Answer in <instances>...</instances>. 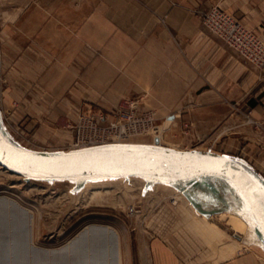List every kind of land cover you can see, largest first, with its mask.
<instances>
[{
  "label": "crops",
  "instance_id": "obj_1",
  "mask_svg": "<svg viewBox=\"0 0 264 264\" xmlns=\"http://www.w3.org/2000/svg\"><path fill=\"white\" fill-rule=\"evenodd\" d=\"M214 5L264 39V0H67L63 18L35 7L16 35L24 123L40 122L42 132L82 105L110 108L138 95L172 113L173 121L191 122L200 136L229 116V138L244 137L232 124L234 102L259 88L264 69L205 26L203 14ZM247 103L264 122V97ZM259 137L251 152L264 154V131ZM167 209L146 226L139 245L145 264H264L263 242L234 238L202 215Z\"/></svg>",
  "mask_w": 264,
  "mask_h": 264
},
{
  "label": "rangeland",
  "instance_id": "obj_2",
  "mask_svg": "<svg viewBox=\"0 0 264 264\" xmlns=\"http://www.w3.org/2000/svg\"><path fill=\"white\" fill-rule=\"evenodd\" d=\"M66 1L0 0V128L13 141L39 150L74 148L79 114L97 116L114 110L124 100L137 99L140 107L156 111L157 126L148 133L132 135L121 141L151 143L155 132L165 125L162 132L163 144L183 149L211 150L238 157L249 168L252 167L264 182V167H255L257 162L264 160V154L251 152L257 146L250 145V142L261 138L259 136L263 134L264 122L256 119L254 111L247 105L249 100H261L264 97V90L260 91L264 81L259 88L251 89L243 98L238 99L240 101L234 102L237 119L232 124L237 125L235 128L245 135L232 137L236 140L234 142L229 138V116L220 121L211 134L200 136L198 130L193 131L191 122L173 121L172 113L159 111L153 107L151 100H141L138 95L123 97L110 108L89 105V109H84L82 105L66 119L54 121L56 128H45L42 132L39 131L40 122L35 123L29 119L30 124L24 123L19 109H23L25 100L18 95L17 82L16 35L19 23L37 6H43L63 18ZM238 53L254 67L264 69V66L256 65ZM0 197L5 198L4 203H0V264H73V260L83 261L87 256L92 257L90 260L85 259V264H145V258L139 251L142 236L146 226H152V214L160 212L156 218L161 220L165 208H171L183 216L188 215V218L191 215L195 218L196 215H202L207 220L228 227L234 238V233L237 232L245 240L264 243L259 237V229L243 207L244 199L229 188L228 184L217 179L186 181L183 189L175 183L150 181L141 176L109 179H23L0 168ZM24 223L29 225L31 243L36 247L11 250L10 242L13 244L19 241L24 245V232L21 229ZM90 223L109 225L114 233L102 242L105 249L103 259H93L97 251L87 242L81 253L66 251L58 256L54 252L57 250L59 253V250L65 248ZM16 232L19 234L14 235ZM116 239L119 248L113 246L110 249L109 246L114 245ZM40 252L45 259L37 262Z\"/></svg>",
  "mask_w": 264,
  "mask_h": 264
},
{
  "label": "water",
  "instance_id": "obj_3",
  "mask_svg": "<svg viewBox=\"0 0 264 264\" xmlns=\"http://www.w3.org/2000/svg\"><path fill=\"white\" fill-rule=\"evenodd\" d=\"M0 166L25 179L141 176L175 183L183 189L186 181L196 177H224L241 192L245 211L264 233V182L244 162L225 153L172 147L161 143L158 136L153 143L118 141L68 150H39L16 143L0 128ZM21 229L23 249H35L29 225L24 223ZM234 235L242 238L237 232ZM10 245L11 250L17 249L15 242ZM72 263L85 264L78 260Z\"/></svg>",
  "mask_w": 264,
  "mask_h": 264
},
{
  "label": "built area",
  "instance_id": "obj_4",
  "mask_svg": "<svg viewBox=\"0 0 264 264\" xmlns=\"http://www.w3.org/2000/svg\"><path fill=\"white\" fill-rule=\"evenodd\" d=\"M204 24L249 61L264 66V40L222 7L215 5L203 15ZM97 117V118H95ZM156 111L143 108L139 100L122 101L114 110L79 114L73 147L118 142L132 135L148 133L156 125Z\"/></svg>",
  "mask_w": 264,
  "mask_h": 264
},
{
  "label": "bare ground",
  "instance_id": "obj_5",
  "mask_svg": "<svg viewBox=\"0 0 264 264\" xmlns=\"http://www.w3.org/2000/svg\"><path fill=\"white\" fill-rule=\"evenodd\" d=\"M164 128H165V125L159 127V130L157 132H155L153 140L151 141V143L155 142V138L157 136L160 138V141L162 143V139H163L162 132L164 131ZM172 147H174V146H172ZM176 148H179V147H176ZM0 168H1V166H0ZM7 173H9V172H7ZM12 176H16V175L12 174ZM21 178H23V177H21ZM119 178H121V177H119ZM207 178L217 179V180H221V181L225 182L226 184H228L229 188L235 190L236 193L240 197H242V199H244L241 192L227 178L218 177V176H211V177H196L194 180H201V179H207ZM23 179H25V178H23ZM76 179H80V178H76ZM103 179H109V178H103ZM161 182H164V181H161ZM4 199H5L4 197H0V203H4L3 202ZM252 221H253L254 225L259 229V232L261 233V237L264 240V233L261 231V229L254 222L253 219H252ZM17 234H19V233L16 232V234H14V235H17ZM113 234L114 233H113V231H111V226H109V225H104V224H100V223H90V224L84 226L82 231L78 232L76 237H74L71 241H69V243L67 244V246H65V248H62L61 250H59V253L57 250H54V252H56L58 256L62 253H65L66 251H71V252L74 251L75 253H81L82 251H84V249L86 248L85 246H87V243H88V245H90V246L93 245V249L95 251H97L96 256H94L93 259L94 260H101L104 258L103 255L105 253V249H104L102 242H104L106 239H109ZM85 243H86V245H85ZM113 246H116L117 248H119V242L117 239H116L115 244L112 246L110 245L109 248L111 249V247L113 248ZM16 248L20 251L21 249H23V244L19 241H16ZM40 254H41V252L39 253V256L37 258V262H41L43 260V258L45 259V257L40 255ZM91 257L92 256H87V257L83 258V261L85 259L90 260ZM83 261H81V262H83Z\"/></svg>",
  "mask_w": 264,
  "mask_h": 264
}]
</instances>
